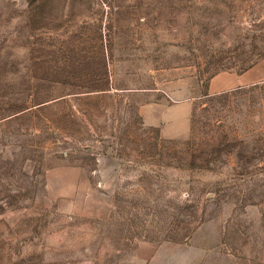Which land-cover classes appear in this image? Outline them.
Here are the masks:
<instances>
[{"label":"rangeland","instance_id":"374dc122","mask_svg":"<svg viewBox=\"0 0 264 264\" xmlns=\"http://www.w3.org/2000/svg\"><path fill=\"white\" fill-rule=\"evenodd\" d=\"M0 264H264V0H0Z\"/></svg>","mask_w":264,"mask_h":264},{"label":"crops","instance_id":"0c3cea01","mask_svg":"<svg viewBox=\"0 0 264 264\" xmlns=\"http://www.w3.org/2000/svg\"><path fill=\"white\" fill-rule=\"evenodd\" d=\"M252 73L253 68L242 73L219 72L209 80L208 91L210 93H216L252 82L254 81L251 76ZM154 105L160 108L158 114L156 112L154 115L147 116V108L145 105L140 106V113L147 123L159 126L161 136L174 137L181 135L188 130L189 114L191 111L190 102L181 101L168 106H165L162 103H156ZM175 107L177 109H173Z\"/></svg>","mask_w":264,"mask_h":264}]
</instances>
